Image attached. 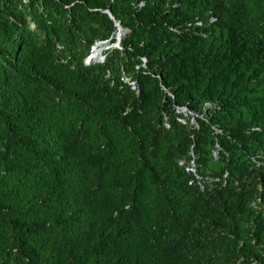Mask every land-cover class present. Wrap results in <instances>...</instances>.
Here are the masks:
<instances>
[{"label":"trees","instance_id":"1","mask_svg":"<svg viewBox=\"0 0 264 264\" xmlns=\"http://www.w3.org/2000/svg\"><path fill=\"white\" fill-rule=\"evenodd\" d=\"M0 264H264V0H0Z\"/></svg>","mask_w":264,"mask_h":264},{"label":"rangeland","instance_id":"2","mask_svg":"<svg viewBox=\"0 0 264 264\" xmlns=\"http://www.w3.org/2000/svg\"><path fill=\"white\" fill-rule=\"evenodd\" d=\"M104 43H97V45H94L93 48H92V54L93 56H95L94 58L96 59V61H103L104 59V56H103V49H105L106 47L103 46ZM97 46H100V47H97ZM95 50V51H93ZM98 50V51H97ZM95 52V53H94ZM99 52V53H98ZM89 56V55H88ZM88 57L86 58V61H87ZM98 59V60H97Z\"/></svg>","mask_w":264,"mask_h":264},{"label":"water","instance_id":"3","mask_svg":"<svg viewBox=\"0 0 264 264\" xmlns=\"http://www.w3.org/2000/svg\"><path fill=\"white\" fill-rule=\"evenodd\" d=\"M106 12L109 14V16L112 18V19H114V17L112 16V14H111V12L109 11V10H106ZM115 24H116V26H117V28H118V30H119V32L117 33V42H119L120 41V36H121V34L122 33H124V31L122 30V28H121V26H120V23L118 22V21H115ZM116 42V43H117ZM116 45V44H115ZM99 53V52H98ZM92 54V53H91ZM89 55L88 56V59H87V62L88 61H90L91 59H94V60H96L94 57L95 56H93V55ZM98 60V59H97Z\"/></svg>","mask_w":264,"mask_h":264},{"label":"bare ground","instance_id":"4","mask_svg":"<svg viewBox=\"0 0 264 264\" xmlns=\"http://www.w3.org/2000/svg\"><path fill=\"white\" fill-rule=\"evenodd\" d=\"M116 36H117V35H116ZM116 41H117V40H116ZM97 47H100V46H97ZM93 51H95V50H93ZM97 51H98V50H97ZM95 52H96V51H95ZM95 52H94V53H95ZM105 52H106V51H105ZM103 53H104V52H103ZM93 63H94V62H93Z\"/></svg>","mask_w":264,"mask_h":264},{"label":"clouds","instance_id":"5","mask_svg":"<svg viewBox=\"0 0 264 264\" xmlns=\"http://www.w3.org/2000/svg\"><path fill=\"white\" fill-rule=\"evenodd\" d=\"M98 44L100 43V42H97ZM97 43H96V45H97Z\"/></svg>","mask_w":264,"mask_h":264}]
</instances>
